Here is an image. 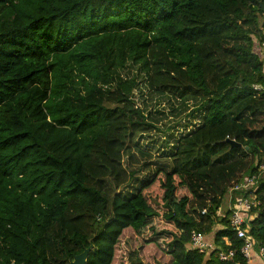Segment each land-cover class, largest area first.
Wrapping results in <instances>:
<instances>
[{
  "label": "trees",
  "instance_id": "obj_1",
  "mask_svg": "<svg viewBox=\"0 0 264 264\" xmlns=\"http://www.w3.org/2000/svg\"><path fill=\"white\" fill-rule=\"evenodd\" d=\"M263 42L264 0H0V264L91 243L87 264H249L220 210L257 174L246 229L264 246ZM143 87L192 106L144 177L125 160L159 129ZM194 230L234 260L189 247Z\"/></svg>",
  "mask_w": 264,
  "mask_h": 264
},
{
  "label": "built area",
  "instance_id": "obj_2",
  "mask_svg": "<svg viewBox=\"0 0 264 264\" xmlns=\"http://www.w3.org/2000/svg\"><path fill=\"white\" fill-rule=\"evenodd\" d=\"M262 53L264 54V42L262 44ZM254 87L257 90L264 91L263 84H256ZM261 172H264V162L259 167V173ZM257 179V174L246 176L239 182L234 183L226 195L228 197V208L231 209L229 226L237 233L239 238L244 240L241 252L244 257L247 258L248 263L252 259V251L255 249L256 244V240L249 235L246 226H248L256 216V214L252 212L253 208L260 203L257 199V195L253 192L256 189ZM205 212L206 209L203 210V213ZM220 213L221 215L224 214L222 210H220ZM189 247L198 249L200 252L206 254L217 250L221 260H234V251L230 250L226 252L224 250H218L219 247L216 246L214 242L207 239V235L201 231L194 230L192 232ZM257 251L260 258L264 261V246H261Z\"/></svg>",
  "mask_w": 264,
  "mask_h": 264
},
{
  "label": "rangeland",
  "instance_id": "obj_3",
  "mask_svg": "<svg viewBox=\"0 0 264 264\" xmlns=\"http://www.w3.org/2000/svg\"><path fill=\"white\" fill-rule=\"evenodd\" d=\"M137 103H141L143 107H145L148 111H151L152 115L156 118L154 121L156 125H158L159 129L153 130L148 134H144L143 138H141V142H145L147 145L146 147H149L148 150L151 151L152 157L149 156H143L136 154V157L138 160H130L127 157H125V160L129 165H131L134 168H137L139 171V175L142 177L150 174L153 172V169H155L156 165L159 166L163 163V161H159L156 158V154L162 150L161 143L165 142L164 138L169 137L171 133H174L175 135L173 138H171V141L174 138H178L183 132H185V128L187 124L191 121L189 118V111L191 110V105L188 107V109H184L182 111H173L174 109L171 107L170 102L172 100H168L165 97H156L155 94L150 92L148 88L143 87L140 92H135ZM174 105H177V103H174ZM170 126V130L168 127ZM168 129V130H167ZM164 130H167L165 133ZM165 145V144H164ZM242 152H237L234 155H243ZM131 188H127L124 192H129ZM228 197L225 196L223 205L221 208L222 212L228 209ZM221 226V225H220ZM219 224L215 226V230L219 229ZM214 234V232H213ZM210 236V235H209ZM208 238H212V235ZM207 238V239H208ZM50 241L53 242L55 240V237L50 235ZM56 243H54L55 245ZM255 258L259 259L264 263V261L260 258L259 255L256 257H253L254 262Z\"/></svg>",
  "mask_w": 264,
  "mask_h": 264
},
{
  "label": "water",
  "instance_id": "obj_4",
  "mask_svg": "<svg viewBox=\"0 0 264 264\" xmlns=\"http://www.w3.org/2000/svg\"><path fill=\"white\" fill-rule=\"evenodd\" d=\"M234 147H241V144L235 140L229 141ZM94 244L91 243L87 248H85L81 253L74 256V259L70 261V264H87L90 253L93 251Z\"/></svg>",
  "mask_w": 264,
  "mask_h": 264
},
{
  "label": "crops",
  "instance_id": "obj_5",
  "mask_svg": "<svg viewBox=\"0 0 264 264\" xmlns=\"http://www.w3.org/2000/svg\"><path fill=\"white\" fill-rule=\"evenodd\" d=\"M210 241H212L211 239H209ZM258 254V251L256 249H253L252 251V259L251 261L249 262L250 264H264L262 261H260L258 258L254 260V262L252 263L253 261V257H256Z\"/></svg>",
  "mask_w": 264,
  "mask_h": 264
}]
</instances>
